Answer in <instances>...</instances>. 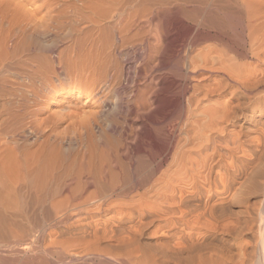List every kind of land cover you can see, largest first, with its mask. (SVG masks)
I'll return each instance as SVG.
<instances>
[{"label":"bare ground","instance_id":"6f19581e","mask_svg":"<svg viewBox=\"0 0 264 264\" xmlns=\"http://www.w3.org/2000/svg\"><path fill=\"white\" fill-rule=\"evenodd\" d=\"M0 264H264V0H0Z\"/></svg>","mask_w":264,"mask_h":264},{"label":"rangeland","instance_id":"374dc122","mask_svg":"<svg viewBox=\"0 0 264 264\" xmlns=\"http://www.w3.org/2000/svg\"><path fill=\"white\" fill-rule=\"evenodd\" d=\"M43 38H46L47 40H46V39L43 40ZM43 38H41L43 41L40 39V41H39L40 43H39V44L41 45V47L44 46L43 48H44V49L46 48V50H47L50 46L52 47V48L50 47L51 49L49 48L50 50H53V49L56 50L57 48L61 47L62 44H64L65 46H66L67 44L69 45V43H67L66 41L63 40V41H62L63 43H61V42L59 41V38H57V40H55L56 38H55V37L53 38L52 36H51L52 41H51L50 37H43ZM53 41H54V43H53ZM58 42H60V43H58ZM41 43H42V44H41ZM52 43L54 44V45H53L54 47H55V43H58V44H57V48H56V47L54 48V47L52 46ZM65 43H66V44H65ZM44 44H45V45H44ZM42 45H43V46H42ZM46 45H49V46H46ZM58 45H61V46L58 47ZM64 45H63V46H64ZM47 51H49V50H47ZM249 62H250V61H245V62H243V63H249ZM120 94H121V92H120ZM122 94H123V93H122ZM116 101H117V100H116V98H115V101L113 100L112 102L115 103ZM114 103H111V104H114ZM107 125H108V123H107Z\"/></svg>","mask_w":264,"mask_h":264}]
</instances>
